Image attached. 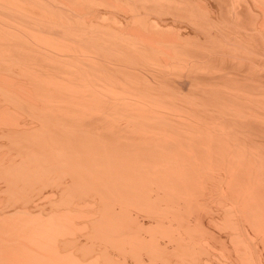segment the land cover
I'll list each match as a JSON object with an SVG mask.
<instances>
[{
    "label": "rangeland",
    "instance_id": "rangeland-1",
    "mask_svg": "<svg viewBox=\"0 0 264 264\" xmlns=\"http://www.w3.org/2000/svg\"><path fill=\"white\" fill-rule=\"evenodd\" d=\"M6 1L0 0L2 8ZM42 4L47 5L46 12L59 16L52 18L53 27L44 30L26 20H21L22 24L0 8V60L13 55L16 61L10 68L0 66V84L5 88L0 85V223L3 229L4 223L21 217L42 225L63 217L71 223L58 234L60 226L56 233L51 231L56 234L52 238L59 241L55 244L51 234V241L35 243L26 234L24 238L11 234L16 228L10 231L7 226L13 242L9 234H2L9 244L1 235L0 253L16 252L24 260L28 252L21 247L23 241L27 249L43 255L54 245L58 253L73 256L68 259H78L77 264H264V0H47ZM18 22L22 27L16 26ZM23 28L37 29L36 33L46 38L27 35ZM9 29L15 30L14 34L20 32L23 39L15 41L18 47L23 51L35 48L31 53L46 60V66L18 59L21 52L13 45ZM59 30L106 38L116 45L118 58L114 59L121 58V62H112L108 55L97 56L90 47L56 34ZM16 40L20 39L16 36ZM4 74L5 81H1ZM11 85L18 88L10 91ZM17 89L30 96L23 98ZM62 92L80 94L77 100L89 104L76 113L78 117L87 111L95 115L86 121H64V128L57 126L61 121L40 120L29 107L24 109L30 105L35 111L41 102L64 103L63 98L57 99ZM65 106L69 109L72 105ZM28 130L35 131L38 138H25ZM102 133L109 134L112 143L134 152L164 141V147L154 148L159 153L156 150L152 157H164L166 151V157L173 160L152 162L147 154L124 155L130 162L114 170L127 175L126 184L115 172L111 179L108 173L93 174L109 167L99 162L71 175L80 182L93 178L100 188H106L108 181L111 192L105 191L102 199L94 194L91 199L90 193L78 186L67 184L65 190L41 180L43 176L51 181L57 175L49 168L54 161H45L52 149H63L59 144L70 138L96 147L101 144L99 150ZM55 144L58 146L53 147ZM94 152L93 148L83 153ZM34 153L42 156L37 158ZM134 156L137 160L131 159ZM16 174L30 176L35 181L33 188L15 194V188L26 181H16ZM139 177L145 180L139 186L145 187L133 192L131 188L141 182ZM86 196L89 201L83 200ZM74 262L48 263L43 259L29 264Z\"/></svg>",
    "mask_w": 264,
    "mask_h": 264
},
{
    "label": "bare ground",
    "instance_id": "bare-ground-1",
    "mask_svg": "<svg viewBox=\"0 0 264 264\" xmlns=\"http://www.w3.org/2000/svg\"><path fill=\"white\" fill-rule=\"evenodd\" d=\"M26 1H28L29 2V4H27V2ZM57 1V0H56ZM7 2V5L5 4V7H4V5H3V8H2V4H0V8H2V11L3 12H7V14H11V16L13 17V19L14 20H17V21H19V22H21V20L23 21V20H26L27 21V23H29V24H31V25H34V26H36V27H41V28H43V30L44 29H47V28H50V27H53L52 25H53V21H52V18L53 17H59L58 15H52V14H50V13H48V12H46V6L47 5H43L42 3H46L47 2V0H44V1H41V0H21V1H18V0H7L6 1ZM49 2V1H48ZM53 3H55L54 1H53ZM62 3V2H61ZM64 3H66V2H64ZM9 4V5H8ZM27 4V5H26ZM11 5V6H10ZM55 5H57V4H55ZM35 6L37 7V8H35ZM53 6V5H52ZM6 7H10V9L8 10V9H6V10H4ZM12 7V8H11ZM53 8H55V7H53ZM11 10V11H10ZM35 12V13H32L33 15H35L34 17H36V15L38 14V12L40 13V14H38V15H40V17L38 18H35L34 19V17H33V15L31 16V14L29 15V12L31 13V12ZM3 12L1 13L2 15H3ZM10 12V13H9ZM12 12V13H11ZM36 12H37V14H36ZM28 13V14H27ZM0 14V15H1ZM5 14V13H4ZM41 14H42V16H41ZM60 14V13H59ZM1 15V16H2ZM26 15H29L28 16V18H27V16ZM63 16V15H62ZM26 17V18H25ZM33 17V18H32ZM1 18V17H0ZM1 20H3V21H5V22H7L6 20H4V19H1ZM152 21V20H151ZM19 22H18V25H16L18 28L19 27H22V25L21 24H19ZM24 22V21H23ZM42 22H48V25L47 24H43ZM100 22V21H99ZM8 23V22H7ZM22 23V22H21ZM23 24V23H22ZM21 25V26H20ZM57 25V24H56ZM104 25V24H103ZM114 27H116V26H114ZM153 28V27H152ZM3 29V28H2ZM21 29V28H20ZM24 29V28H23ZM32 29V28H31ZM66 29V28H65ZM3 30H6L5 28L3 29ZM21 31V30H20ZM36 31H37V29L34 31V32H31V31H29V30H27V29H24L23 30V32H25L27 35H32V36H34V37H37L38 39H41V38H46V36H43V35H40L39 33H36ZM76 31V30H75ZM128 31V30H127ZM180 31V30H179ZM9 32V33H8ZM8 32L6 31V33H8L9 35H10V38L12 39V43H14L13 45H15V47L19 50L18 52H21V53H17V55L18 56H20V57H18V59H21V60H24V63H27L28 64V62H37V63H41V64H43L44 66H46V60H43L42 58H41V56L39 55V54H37V53H35V54H32L31 52H34V50H35V48L33 49L32 48V50H30V51H28V50H26V51H23L22 50V48H20V47H18L19 45L16 43V42H20L23 38H21V35H20V32H17L16 34H14V32H15V30H8ZM45 32V31H44ZM88 32V31H87ZM133 32V31H132ZM131 32V33H132ZM19 33V34H18ZM22 33V32H21ZM46 33H48V32H46ZM49 33L51 34V31H49ZM61 34V35H63L64 34V36L65 35H67L69 38H72V39H74V41H76L78 44H81V45H83L84 47H90L91 48V50H93L94 52H95V54L97 55V56H99V57H102V58H107L106 56L108 55V56H110L109 57V60H111L112 62H114V63H120L121 62V58H119L118 60H116V59H114V57H117V53H116V45L114 44V43H109V40H107L106 38H103L102 36H99V35H97V34H94L93 35V33H91V34H87L86 33V35H85V33H83L82 32V34L81 35H78L76 32H65V31H63V30H59V31H56V34ZM78 33H79V31H78ZM90 33V32H89ZM14 34V35H13ZM52 34H53V32H52ZM16 36H17V38L18 39H20V40H16ZM4 39H6L5 37H4ZM9 39V38H8ZM14 39V40H13ZM71 39V40H72ZM55 40V39H54ZM136 40H137V38H136ZM16 41V42H15ZM125 44V43H124ZM131 44V43H130ZM133 44V43H132ZM131 44V45H132ZM138 45V44H137ZM137 47H139V46H137ZM141 47V46H140ZM135 48V47H134ZM1 49V48H0ZM3 50H5V49H2L1 51H3ZM6 50H7V48H6ZM4 52V54H6L5 53V51H3ZM7 53H8V51H7ZM1 55H2V53H1ZM9 55V54H8ZM6 56V55H5ZM23 57V58H22ZM2 58V57H1ZM13 55L11 56V57H9V58H5V60H3V61H1L0 60V66L1 67H7V68H10V67H12V66H15L16 64H15V60H14V62H13ZM118 58V57H117ZM5 61V62H4ZM20 63V62H19ZM19 63L17 64V65H19ZM6 64V65H5ZM15 64V65H14ZM66 64V63H65ZM68 64V63H67ZM23 65V64H22ZM50 65H52V64H50ZM23 66H25V64L23 65ZM22 66V67H23ZM29 66V65H28ZM69 66H71V65H69ZM5 67V68H6ZM22 69V68H21ZM29 69H30V66H29ZM16 71V70H15ZM14 71V72H15ZM103 71V70H102ZM30 71H26V73H29ZM18 73V72H17ZM25 73V74H26ZM34 73H36V72H34ZM54 73V72H53ZM7 74V73H6ZM6 74H4V76H2V77H4L3 79L4 80H1V81H5V75ZM10 74V73H9ZM22 74H23V72H22ZM32 74V73H31ZM58 74V73H57ZM8 75V74H7ZM35 75V74H34ZM36 76V75H35ZM0 77H1V75H0ZM8 77V76H7ZM34 77V76H33ZM11 78V77H10ZM13 78V77H12ZM54 78H56V77H54ZM8 79V78H7ZM30 79V78H29ZM11 80H13V79H11ZM18 79H14V81L16 82ZM20 80V79H19ZM21 81V80H20ZM19 81V82H20ZM11 82V81H10ZM9 82V83H10ZM15 82H13L14 83V85H15ZM19 82H17V84L19 83ZM38 82V81H37ZM2 83H4V82H2ZM6 83H7V81H6ZM6 83H5V85H6ZM21 83H23V81H21ZM32 84V83H31ZM1 85V84H0ZM4 85V84H3ZM3 85H1V87H3ZM36 85H37V83H36ZM7 86V85H6ZM5 86V87H6ZM10 86V85H9ZM8 86V87H9ZM12 87H11V89L10 88H8V89H10V91L12 90V88H14L13 87V85H11ZM17 86V85H16ZM18 86H19V84H18ZM18 86L17 87H15V88H18ZM25 86V85H24ZM20 87H21V85H20ZM43 87V86H42ZM70 87V86H69ZM26 88V89H25ZM23 87V90L25 89V91H27V87ZM3 89H5L4 87H3ZM7 89V90H8ZM60 89V88H59ZM14 90V89H13ZM100 90V89H99ZM21 90H19V92H18V89L17 90H15V92H18V93H20V94H22L21 92H20ZM9 92V91H8ZM17 93V94H18ZM52 93V92H51ZM50 93V94H51ZM63 93V92H62ZM60 94V95H58L56 98L57 99H59V97L60 98H63V100L62 99H60V100H62V101H65L64 103H61L60 101V103H57V104H52V103H48V105H47V103L46 102H41V105H40V107H38L39 109H35V111H34V108L33 107H31L30 105L28 106V105H26L27 107H25L24 109H26V108H28V111H30L31 110V113H34L36 116H37V119L39 118L40 120L42 119V118H46L47 120H49V119H52L56 124L59 122V121H61V125H58L57 124V126L58 127H64V125L65 124H62V123H64V121L66 122L67 120H69V119H72V118H77V119H81V120H88L87 118L89 117V116H91V115H95V113H90L89 114V112L87 111V112H84V116L83 117H78L77 115H76V113H79V112H81L82 113V111H83V109L86 107V109L88 108L87 106L89 105L88 103H86V102H84V101H78V100H80V99H78L77 97H79V96H81L82 97V95H80V94H67V93H63V94ZM9 94V93H8ZM42 94V93H41ZM98 94H100V93H98ZM25 95H29L28 93L26 94V92H25V94H24V96H23V94H22V96H23V98H28L27 96H25ZM55 95V94H54ZM18 96V95H17ZM30 96V95H29ZM43 96V95H42ZM76 96V97H75ZM20 97V96H19ZM47 97V96H46ZM54 97V96H53ZM64 97H67V98H64ZM1 98V97H0ZM50 98V97H49ZM55 98V97H54ZM4 99H7V98H4ZM18 99V98H17ZM21 99V98H20ZM19 99V100H20ZM51 99V98H50ZM78 99V100H77ZM108 99H110V98H108ZM53 100V99H52ZM74 100V101H73ZM114 100V99H113ZM7 101H9L8 99L6 100V102ZM29 101H31V99L29 98ZM10 102V101H9ZM21 102V101H20ZM28 102V101H27ZM35 102H37V101H35L34 100V103ZM51 102V101H50ZM113 102V101H112ZM23 103V102H22ZM66 104H70V105H72L69 109H67V107L65 106ZM6 105V104H5ZM4 105V106H5ZM8 105H10V104H8ZM38 105V104H37ZM47 105V106H46ZM77 106V108H74L73 106ZM112 105V104H111ZM2 106H3V104H2ZM7 106V105H6ZM36 106V105H35ZM34 106V107H35ZM116 107V106H115ZM10 108V107H9ZM8 108V109H9ZM33 108V109H32ZM5 109H7V108H5ZM7 109V110H8ZM30 109V110H29ZM4 110V109H3ZM13 110V109H12ZM27 110V109H26ZM25 110V111H26ZM111 110V109H110ZM2 111V110H1ZM27 111V112H28ZM79 111V112H78ZM86 111V110H85ZM3 112V111H2ZM14 112H16V111H14ZM19 112V111H18ZM206 112V111H205ZM25 113V112H24ZM80 113V114H81ZM6 114H8V112H6ZM12 114H13V112H12ZM29 114V113H28ZM79 114V115H80ZM18 115V114H17ZM20 115V114H19ZM31 115V114H30ZM100 115V114H99ZM99 115H97V116H99ZM12 116V115H11ZM23 116V115H22ZM97 116H94L93 118H98ZM101 116V115H100ZM8 116H6V119H9V118H11V117H9V118H7ZM13 118H15V117H13ZM22 119H23V117H22ZM28 119V118H27ZM58 119V120H57ZM10 121H11V119H9ZM8 120V121H9ZM12 120H14V119H12ZM16 120H18V118L16 119ZM4 124H5V117H4ZM9 121V122H10ZM43 121V120H42ZM45 121V120H44ZM50 121V120H49ZM48 121V122H49ZM33 122V121H32ZM167 122V121H166ZM13 124L15 123V122H12ZM120 123V122H119ZM125 123V122H124ZM127 123V122H126ZM8 124H10V123H8ZM17 124V123H16ZM15 124V126H17ZM121 124V123H120ZM37 125V124H36ZM10 126V125H9ZM14 126V125H13ZM25 126V125H24ZM33 126V125H32ZM3 127V126H2ZM12 127V126H11ZM22 127V126H21ZM28 127V126H27ZM34 127H35V125H34ZM95 127L97 128V127H101V125H95ZM182 127V126H181ZM180 127V128H181ZM16 128V127H15ZM33 128V127H32ZM65 128V127H64ZM196 128V127H195ZM18 129V128H17ZM16 129V130H17ZM192 130V129H191ZM131 131V130H130ZM135 131H136V129H135ZM195 130H193V132H194ZM197 131V130H196ZM195 131V132H196ZM28 132H29V130H28ZM33 132H35V131H30L29 133H26L25 134V136H28V137H25V138H28V140H30V139H33V140H35V139H37L38 138V134H34ZM30 134H32V135H30ZM104 134V135H103ZM114 134H116V133H113V134H111V136L112 135H114ZM197 134H198V132H197ZM30 135V136H29ZM108 135V136H107ZM96 136H98V135H96ZM104 136V137H103ZM110 136V137H111ZM141 136V135H140ZM147 136V135H146ZM188 136V135H187ZM200 136V135H199ZM98 137H100V135L98 136ZM102 137L103 138H101V139H103V143H102V149L100 148L99 150H98V148L101 146V144H100V146H99V144H97V147H96V145L95 146H93V145H87V144H83L82 142H76V141H73L72 139H70V138H68L69 139V142H63V143H60L59 145H63V149H60V146H58V144H55L53 147H56V146H58L57 148H54V149H52L51 150V152H50V154H49V156L50 157H48L45 161L46 162H49L50 161V159L49 158H51V160L52 161H54V166H51V167H49L50 169H52V170H54L55 171V173H57V175H55L56 177L55 178H52V180L51 181H46V180H43V176L41 177V180L44 182V183H54L56 186H66L67 184L68 185H71V186H78V190L79 189H81V188H83L84 189V191H86L87 193L89 192L90 193V195H91V199H92V195L94 194L95 196L94 197H97V198H104V193H105V191H107V192H111V189H107V185L109 184L108 183V181L106 182L107 183V185H106V188H103V190H102V188H100V186L101 185H99V183H96V182H93L94 180H83V182H80V181H77V180H75V179H73V178H70L71 177V175H75L76 173H79L80 171H81V169H84V170H86L88 167H91L92 165H94L95 163H100V164H103V163H105V165H108L109 167L108 168H106V170L105 171H97V173H93V174H98V173H101L102 174V172H104V173H108V177H109V179H111V178H115V177H113L112 176V174H115V173H117V177L118 178H120V177H122L123 178V180H125L126 178V174H122V173H120V172H116L115 170H114V168H120V167H122V169H123V167L126 165L125 163H126V159H128L127 157H123L124 155H126V154H129V153H141V155H144V154H147V156L148 157H150V158H153L152 157V155L154 154V152H156V150H157V153H159L158 152V149L157 148H159L160 147V145L162 144H164V141H159V142H157V143H153V144H146V145H143L142 147H140V151H137V152H134V151H132V150H128L126 147H124V146H122V145H119V144H114V143H112L110 140H108L109 139V134H107V133H102ZM106 137H108V138H106ZM104 138H106V139H104ZM187 138V137H186ZM203 138V137H202ZM177 139V138H176ZM197 139V138H196ZM167 140V139H166ZM72 141V142H71ZM195 142H196V140H194ZM73 142H76V143H73ZM171 142V141H170ZM169 142V143H170ZM185 143V142H184ZM75 144L77 145V146H75ZM171 144V143H170ZM183 144V143H182ZM158 145H159V147H158ZM172 145V144H171ZM174 145V144H173ZM157 146V148H156V150H154V148ZM170 146V145H169ZM182 146V145H181ZM186 146H188V145H186ZM52 147V148H53ZM95 147H96V149H95ZM163 147H164V145H163ZM83 148V149H82ZM93 148H94V150H95V152L93 153V154H91V155H84V151L85 150H88V149H92L93 150ZM202 148V147H201ZM201 150V149H200ZM223 151V150H222ZM172 152V151H171ZM151 154V155H148V154ZM164 153V152H163ZM163 153H161V154H163ZM34 154H36L37 155V158L40 156H42V154L41 153H34ZM33 154V155H34ZM161 154H159V156L161 155ZM185 154V153H184ZM36 155H35V157H36ZM55 157H54V156ZM133 155V154H132ZM164 155V154H163ZM2 156V155H1ZM158 156V157H159ZM3 157V156H2ZM30 157V156H29ZM141 157V159L143 158L144 159V157H142V156H140ZM161 158H157V159H151L150 161H152V162H157V161H163L164 162V160H167V162H170L171 160H173L172 158H170V156H168L167 155V157H166V151H165V155H164V157L163 156H160ZM4 158V157H3ZM33 158H34V156H33ZM82 159V160H84V161H82V162H80V159ZM77 159H79V160H77ZM131 159H136L137 160V158H135V156H134V158H132L131 157ZM142 159V160H143ZM148 159V158H147ZM146 159V160H147ZM0 160H2L1 158H0ZM76 160V161H75ZM133 160V161H134ZM145 159H144V161H146ZM149 161V160H148ZM128 162H130L129 160L127 161V164H128ZM134 163H136L135 161H134ZM133 163V164H134ZM159 163V162H158ZM165 163V162H164ZM164 163H163V165H164ZM172 163V162H171ZM30 164V163H29ZM87 164H88V166H87ZM130 164V163H129ZM167 164V166H169L168 164L169 163H166ZM173 164V163H172ZM1 165V164H0ZM132 165V164H131ZM152 165V164H151ZM159 165H162V164H159ZM162 165V166H163ZM127 166V165H126ZM130 166V165H129ZM134 166V165H133ZM140 166V165H139ZM172 166V165H171ZM176 166V165H175ZM204 166V165H203ZM131 167V166H130ZM136 167H137V165H136ZM151 167V166H150ZM45 168V167H44ZM128 168V167H127ZM133 168V167H132ZM160 168H164V167H160ZM174 168V167H173ZM90 169V168H89ZM164 169H166V168H164ZM233 169V168H232ZM6 170V169H5ZM47 170H49V169H47ZM128 170H129V168H128ZM131 170V169H130ZM134 170V169H133ZM166 170H170V169H166ZM165 170V171H166ZM9 171V170H8ZM51 171V170H50ZM164 171V172H165ZM257 171V170H256ZM115 172V173H114ZM134 172V171H133ZM140 172V171H139ZM161 172L163 173V171L161 170ZM160 172V173H161ZM47 173V172H46ZM141 173V172H140ZM166 173V172H165ZM165 173H163V174H165ZM183 173V172H182ZM177 174V172L174 174H172L173 176L174 175H176ZM184 174V173H183ZM10 175V174H9ZM24 175V174H23ZM99 176H100V174H98ZM57 176H58V178H57ZM116 176V175H115ZM12 178V177H11ZM14 178V177H13ZM19 178H21L22 180H24V178L25 177H23L21 174H19V175H17L16 174V181H18L19 180ZM38 178H40V177H38ZM46 178V177H45ZM50 178V177H49ZM48 178V179H49ZM61 178H63L64 180H61ZM68 178H70L69 179V182L67 183V181H66V179H68ZM117 178V181L119 180ZM121 178V179H122ZM26 181H24V183H22V186H20L19 187V189H17L16 190V188H15V194L17 193H19V190H26L28 187L31 189V187L33 188V182H35L30 176L29 177H27L26 176ZM71 179H73V180H71ZM129 180L131 179L132 181L134 180V178H131V177H129L128 178ZM127 179V180H128ZM140 179V177L138 178V180L137 181H141L139 184H138V186L139 185H141V183H143V182H145V180H143V179H141V180H139ZM175 179V178H174ZM177 179H179V176L177 177ZM50 180V179H49ZM115 180V179H114ZM136 180V179H135ZM173 180V179H172ZM176 180V179H175ZM184 180V179H183ZM116 181V182H117ZM126 181V180H125ZM143 181V182H142ZM105 182H102V183H105ZM131 182V181H130ZM177 182V181H176ZM14 183V182H13ZM17 183V182H16ZM42 183V182H41ZM105 183V184H106ZM125 184L127 183V181L126 182H124ZM133 183H135V182H133ZM257 183V182H256ZM104 184V185H105ZM114 184H115V182H114ZM180 184V183H179ZM104 185H102V186H104ZM130 185V184H129ZM17 186H19V185H17ZM115 186V185H114ZM125 186V185H124ZM134 187V188H131V189H133V192H135L136 190L135 189H137V190H139V191H142L143 190V187H145L144 186V184H142V186H139V187ZM180 186V185H179ZM52 187V186H51ZM54 187V186H53ZM58 187V188H59ZM57 188V189H58ZM61 188V187H60ZM64 188V187H63ZM62 188V189H63ZM68 188V187H67ZM98 188H100V189H98ZM62 189H61V191H62ZM65 190H66V188H64ZM130 189V190H131ZM188 189V188H187ZM35 190V189H34ZM56 190V189H55ZM58 190H60V189H58ZM74 190V189H73ZM81 191V190H80ZM117 192L119 191V190H116ZM43 192V191H42ZM60 192V191H59ZM82 192V191H81ZM86 192H84V193H86ZM113 192H114V190H113ZM181 192V191H180ZM35 193V192H34ZM58 193V192H57ZM64 193V192H63ZM88 193V194H89ZM108 193V194H109ZM120 193V192H119ZM84 195V194H83ZM110 195V194H109ZM112 195V194H111ZM20 196H22V194L20 195ZM19 196V197H20ZM70 196V195H69ZM75 196H77V194L75 195ZM88 196V195H87ZM87 196L86 197H84V201H85V198H87ZM18 197V198H19ZM123 197V196H122ZM228 197V196H227ZM113 198H115L114 196H113ZM89 198H87V200L86 201H89L88 200ZM229 199V198H228ZM112 200H114V199H112ZM120 200V199H119ZM78 201V200H77ZM76 201V202H77ZM78 204V203H77ZM76 204V205H77ZM124 204V203H123ZM23 205V204H22ZM79 205V204H78ZM113 205V204H112ZM26 206V205H25ZM80 206V205H79ZM89 206V205H88ZM109 206V205H108ZM74 207H75V205H74ZM76 208V207H75ZM77 208H79L80 210H82L81 209V207H77ZM76 208V209H77ZM103 208H105V207H103ZM109 208H110V206H109ZM25 209H26V207H25ZM75 209V212L77 211ZM72 210V209H71ZM74 210V209H73ZM79 210V211H80ZM105 210H107L108 211V209L106 208ZM106 211V212H107ZM112 211V210H111ZM100 212H101V210H100ZM102 212H103V210H102ZM230 212V211H229ZM57 213V212H56ZM56 213L55 214H52L53 216H55L56 215ZM61 213V212H60ZM58 214V213H57ZM96 214V213H95ZM52 215L50 216V218L52 219L53 217H52ZM63 215V214H62ZM102 215H104V214H102ZM125 215V214H124ZM168 215V214H167ZM21 217V216H20ZM63 217V216H62ZM98 217V216H97ZM100 217V216H99ZM22 218V217H21ZM16 219V220H13V221H11V222H9V221H7V223H4L3 225H5V228L3 229V226H1V223H0V236L2 235V234H9V238H10V242L12 241L13 242V238H11V236H10V233H8L7 232V230L8 229H12V230H10V231H13V230H15V229H13V228H16V231H14V233H11V234H14L15 235V233L17 234V236L18 235H22L23 236V238L25 237V234H26V236H27V239H29V238H31L32 239V241L33 242H38L40 239H48V240H50V236H51V238H52V236L53 235H55L56 236V234H54L53 233V235L51 234L52 232V230H54V232L56 233V231L58 230L57 228L60 226V228H59V231H57V234H58V232H60V231H63V230H60V229H64V227H65V229L66 228H69V221L70 220H68V221H65V220H63V218L62 219H59L58 221H56V222H52L51 220H49V221H47V222H45L44 223V225H42V223H35L34 222V219H28V218H23V219ZM91 219V218H90ZM84 221V220H83ZM88 221V220H87ZM62 223V224H61ZM70 223H71V221H70ZM87 223V222H86ZM94 223V222H93ZM235 223V222H234ZM66 224H68V225H66ZM65 225V226H64ZM71 225V224H70ZM91 225H93V224H91ZM224 225V224H223ZM10 227V228H8V227ZM57 226V227H56ZM68 226V227H67ZM2 227V228H1ZM7 227V228H6ZM13 227V228H12ZM63 227V228H62ZM97 227V226H96ZM28 228V229H27ZM55 228H56V230H55ZM99 228V227H98ZM101 228V227H100ZM5 229H7V230H5ZM202 229H204V228H202ZM6 232H5V231ZM30 230V231H29ZM9 231V232H10ZM95 231V230H94ZM189 231V230H188ZM20 232H21V234H20ZM188 233V232H187ZM208 233H209V231H208ZM51 234V235H50ZM106 234V233H105ZM205 234V233H204ZM50 235V236H49ZM209 235V234H208ZM211 235H213V234H211ZM188 236V235H187ZM206 236V235H205ZM2 238H4L3 237V235L1 236ZM137 237V236H136ZM194 237V236H193ZM201 237V236H200ZM250 237V236H249ZM21 238V237H20ZM128 238V237H127ZM134 238V237H133ZM5 239V238H4ZM52 239H54V237L52 238ZM51 239V240H52ZM55 239H56V237H55ZM50 240L51 242H53V244H55L56 242H59V241H56V240ZM105 239V238H104ZM132 239V238H131ZM139 239V238H138ZM198 239V238H197ZM211 239V238H210ZM233 239V238H232ZM6 240V239H5ZM24 240V239H23ZM58 240V239H57ZM133 240H135V239H133ZM153 240V239H152ZM191 240V239H190ZM54 241H56L55 243H54ZM119 241V240H118ZM129 241V240H128ZM137 241V240H136ZM213 241V240H212ZM6 242H7V240H6ZM106 242H107V240H106ZM130 242V241H129ZM8 243V242H7ZM19 243V242H18ZM21 243V247L22 248H24L25 250H27V252H28V254H27V256H26V254H25V259L24 260H21L20 259V257H19V255H17V253L16 252H14V254L12 255L11 253H6V252H1L0 253V264H29L30 262H34V260H37L38 262L39 261H41V260H47V262L48 263H50V262H52V261H54V262H64V261H67V262H70V263H72V262H74L75 260H74V258L72 259V260H70V259H68L69 258V256H70V254H67V253H62V254H60V253H58V249L59 248H56L54 245H51V246H49L48 247V249H47V253L46 254H41V253H39V252H37V251H35V249L34 248H29L28 247V249L30 250H28L27 249V245L23 242V241H21L20 242ZM107 243H109V242H107ZM122 243V242H121ZM133 243V242H132ZM146 244H147V242H145ZM153 243H155V242H153ZM223 243V242H222ZM238 243V242H237ZM260 243V242H259ZM9 244V243H8ZM117 244V243H116ZM115 244V245H116ZM119 244V243H118ZM202 244V243H201ZM215 244V243H214ZM149 245V244H148ZM247 245V244H246ZM125 246V245H124ZM141 246V245H140ZM150 246V245H149ZM152 246V245H151ZM229 246V245H228ZM58 247V246H57ZM76 247V246H75ZM127 247V246H126ZM137 247V246H136ZM191 247V246H190ZM11 248H13V247H11ZM130 248V247H129ZM140 248H142V247H140ZM57 249V250H56ZM135 249V248H134ZM152 249V248H151ZM218 249V248H217ZM112 250V249H111ZM200 250V249H199ZM204 250V249H203ZM15 251V250H14ZM60 251V250H59ZM197 251V250H196ZM153 252V251H152ZM205 252V251H204ZM191 253V252H190ZM203 253V252H202ZM216 253V252H215ZM223 253V252H222ZM229 254V253H228ZM238 254V253H237ZM82 255V254H81ZM190 255V254H189ZM192 255V254H191ZM195 255V254H194ZM226 255V254H225ZM70 257H73V256H70ZM83 257H84V255H83ZM140 257V256H139ZM158 257V256H157ZM160 257V256H159ZM238 257V256H237ZM64 258V259H63ZM152 258V257H151ZM195 258H197V257H195ZM219 258V257H218ZM96 259H98V257L96 258ZM95 259V260H96ZM161 259V258H160ZM210 259V258H209ZM78 259H76V261H77ZM162 260H163V258H162ZM214 260V259H213ZM74 262V263H76L77 264V262ZM79 261V260H78ZM88 261V260H87ZM86 261V262H87ZM97 262V261H96ZM189 262V261H188ZM206 262V261H205ZM252 262V261H251ZM142 263V262H141ZM66 264V263H65ZM78 264H82V263H79L78 262ZM196 264V263H195Z\"/></svg>",
    "mask_w": 264,
    "mask_h": 264
}]
</instances>
